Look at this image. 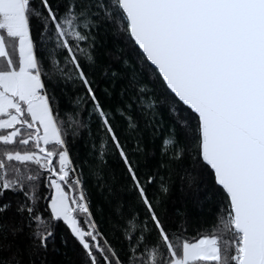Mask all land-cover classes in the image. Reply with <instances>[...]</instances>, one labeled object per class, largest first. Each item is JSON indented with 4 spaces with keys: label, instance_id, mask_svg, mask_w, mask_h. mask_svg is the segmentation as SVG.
<instances>
[{
    "label": "snow or ice",
    "instance_id": "snow-or-ice-1",
    "mask_svg": "<svg viewBox=\"0 0 264 264\" xmlns=\"http://www.w3.org/2000/svg\"><path fill=\"white\" fill-rule=\"evenodd\" d=\"M58 236L69 264H264V0H0V264Z\"/></svg>",
    "mask_w": 264,
    "mask_h": 264
},
{
    "label": "trees",
    "instance_id": "trees-1",
    "mask_svg": "<svg viewBox=\"0 0 264 264\" xmlns=\"http://www.w3.org/2000/svg\"><path fill=\"white\" fill-rule=\"evenodd\" d=\"M73 151L79 153L80 156L83 157L87 151L84 142L82 140L76 141ZM201 199H203V195H201ZM167 208L170 213L174 212L177 208L187 209L193 227H195L201 218L210 221L212 219V214L215 211L214 208L210 209L207 203L203 208L197 207L192 199L187 198L180 191V182L178 179L173 183L172 191L167 199ZM103 223L104 221H102V224ZM105 230L107 229L105 228ZM56 249L57 250L51 253L48 257L53 264H69V260L75 259L73 241L70 237L67 242H62L60 236H58L56 239Z\"/></svg>",
    "mask_w": 264,
    "mask_h": 264
}]
</instances>
